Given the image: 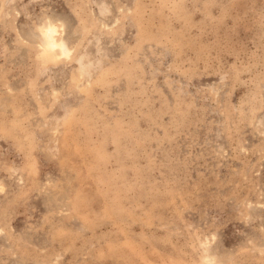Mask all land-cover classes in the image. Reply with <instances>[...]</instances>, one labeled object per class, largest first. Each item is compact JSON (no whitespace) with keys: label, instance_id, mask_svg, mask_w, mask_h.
Returning <instances> with one entry per match:
<instances>
[{"label":"rangeland","instance_id":"rangeland-1","mask_svg":"<svg viewBox=\"0 0 264 264\" xmlns=\"http://www.w3.org/2000/svg\"><path fill=\"white\" fill-rule=\"evenodd\" d=\"M0 264H264V0H0Z\"/></svg>","mask_w":264,"mask_h":264},{"label":"bare ground","instance_id":"bare-ground-1","mask_svg":"<svg viewBox=\"0 0 264 264\" xmlns=\"http://www.w3.org/2000/svg\"><path fill=\"white\" fill-rule=\"evenodd\" d=\"M39 47L45 51H58L61 56H70L72 49L62 38V34L59 31L57 24L54 20L49 21L47 28L45 29Z\"/></svg>","mask_w":264,"mask_h":264}]
</instances>
